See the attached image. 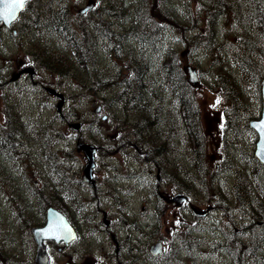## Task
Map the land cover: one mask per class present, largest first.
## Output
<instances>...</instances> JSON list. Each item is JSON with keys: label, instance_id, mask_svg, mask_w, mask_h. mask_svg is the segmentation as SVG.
<instances>
[{"label": "rangeland", "instance_id": "rangeland-1", "mask_svg": "<svg viewBox=\"0 0 264 264\" xmlns=\"http://www.w3.org/2000/svg\"><path fill=\"white\" fill-rule=\"evenodd\" d=\"M258 1L29 0L16 34L0 28V129L8 122L15 127L0 145L18 150L0 152V264H22L29 256L30 238L16 209L36 213L37 195L46 207L68 213L78 229L71 249L54 252L58 264H264V213L257 210L264 166L252 154L255 133L248 127L261 106L256 79L264 78V30L252 5ZM86 5L92 6L80 13ZM52 13L58 32L47 27ZM103 22L118 33L110 44ZM76 27L88 34L79 38ZM73 37L90 45L85 64ZM39 52L54 63L39 62ZM166 58L181 95L163 67ZM29 65L33 77L9 81ZM136 79L144 85L129 103L121 90ZM43 85L64 94L58 113L57 99ZM185 107L195 126L183 119ZM77 138L98 148L94 185L82 179L87 159L75 147ZM13 156L18 162L8 160ZM178 192L188 202L161 197ZM208 203L218 208L205 216L191 210ZM29 219L22 221L37 220ZM216 226L223 235L213 263L205 251ZM231 238L244 241L239 257L226 242ZM157 240L162 250L152 255ZM34 252L35 246L30 260Z\"/></svg>", "mask_w": 264, "mask_h": 264}, {"label": "water", "instance_id": "water-1", "mask_svg": "<svg viewBox=\"0 0 264 264\" xmlns=\"http://www.w3.org/2000/svg\"><path fill=\"white\" fill-rule=\"evenodd\" d=\"M2 7L3 6L0 5V8ZM87 8L88 7H85L81 11L84 12ZM20 10L21 9H18L16 11L15 17L17 16ZM12 20L14 19L4 20L0 18V21H2L6 26H8ZM22 72H28L29 74L32 75L34 73V69L31 66L24 67L22 68L20 72H18L13 77V79H16ZM188 72H189V81L192 84H196L197 83L196 72L191 67H188ZM49 91L56 93V95L60 97V101L56 105V108L59 111L62 105V102H63V95L57 93V89H49ZM261 98H262V107H261L260 117L250 120L249 126L252 129H254L255 132L257 133V141L255 143L254 155L260 162L264 163V127H262V125H264V80L262 81V84H261ZM78 126H79V123L73 124V127L76 129L78 128ZM77 148H82L88 159V162L84 167L83 178L85 180H89L92 183L91 170H92V166L94 163V147L90 144L78 142ZM184 198H185L184 195L177 194L171 200L182 201ZM68 229H69V226L66 222L65 217L61 213L57 212L55 209L49 208L48 213H47L46 225L41 228H34L32 231L34 238L37 242V248H36V254H35V259H36L37 264H48V256L44 250L42 239L43 238H54V239L65 238L67 240L72 236L71 230L68 231ZM66 232L68 233L67 237L64 236ZM160 249H161L160 243H156L155 245L151 247V252L156 254L158 251H160Z\"/></svg>", "mask_w": 264, "mask_h": 264}, {"label": "flooded vegetation", "instance_id": "flooded-vegetation-1", "mask_svg": "<svg viewBox=\"0 0 264 264\" xmlns=\"http://www.w3.org/2000/svg\"><path fill=\"white\" fill-rule=\"evenodd\" d=\"M27 8V2H26V5H25V9ZM25 9L17 16V18L12 22V24L9 26V27H5L3 26V24L0 22V28H7V30L9 31H12V34H16L17 31L14 27V25H16L18 23V21L20 20V17L23 15ZM43 87H45L43 85ZM53 87V86H52ZM46 88V87H45ZM18 158V156H15ZM15 157H11V159H8L10 162H18V160H15ZM15 165V163H13ZM16 166V165H15ZM16 169L19 171V167L17 166ZM263 193H262V199L259 200V208L257 209L258 211H263L264 213V189L262 190ZM216 195V194H214ZM42 197L41 195H37V205H38V208H36V213H29L31 211H28V212H21L18 208L16 209V216L17 218L19 219L17 223H19L18 225L20 226V230L21 231H25L27 232V234L29 235V238H30V243H31V248L28 252V255L31 256L32 255V251L34 249V246L36 247V244H35V240H34V237L31 233V228L32 227H41L43 226L45 223H46V216H47V208L46 207L48 205V201L45 200L43 201L42 200ZM55 202V201H54ZM46 204V205H44ZM57 209H59L60 211L63 212V214L66 216L69 224L74 228L75 230V238L71 241H66V240H61L59 242L55 241L54 239H43V245L48 253V257H49V264H58V261H57V258L54 256V252L55 251H62V250H67V249H71V246L72 244L77 241L78 239V229L75 227V225L73 224L72 222V219L71 217L68 215V213H65L59 206H55ZM205 208H208V212H213V210H215L216 208H218V205L216 203H208L207 206ZM253 212L255 213L254 209H252ZM28 217V219H25V217ZM35 216L37 218V220L35 222H27V223H24L22 220H30L29 218L32 219V217ZM105 225L108 226L109 224V221L105 219ZM252 224V221H249V222H246V223H243V226L244 227H248ZM217 233V238L219 240V237L220 235H223L222 232H218L216 231ZM249 239H252L253 238V235L252 234H247ZM111 237L114 238V234L111 233ZM117 242V241H116ZM200 242V240L197 241L196 244H198ZM226 242L231 246L233 247V250H235V255L236 257H239L240 256V252L244 246V241L242 240H239L238 243L236 242H233V238H231L230 240L226 239ZM208 246L207 248L209 249V252L207 253L205 251V254H209V258H210V261H211V258H212V247H211V237L208 241ZM117 245V248H116V251L118 250V243H116ZM190 245H191V242H190ZM238 245H240V248L238 249ZM221 247V241L219 240V245L217 247V250H218V253H219V248ZM27 256V258L25 260H22V264H36L35 263V259H34V254H33V259L30 260V257ZM217 260V258H216ZM60 261H63V263L65 264H72L70 263L69 261H66V260H60L59 259V262ZM216 263V261L214 262Z\"/></svg>", "mask_w": 264, "mask_h": 264}, {"label": "trees", "instance_id": "trees-1", "mask_svg": "<svg viewBox=\"0 0 264 264\" xmlns=\"http://www.w3.org/2000/svg\"><path fill=\"white\" fill-rule=\"evenodd\" d=\"M252 5H254L255 7L258 8L257 9V12L255 14H256L257 19L261 22L260 26L264 30V3L262 2V0H259L258 2L252 3ZM57 20H58V17L56 16L55 17V21H57ZM99 26H102L103 34H105L107 36L108 35H114V36L118 35L117 32H112L111 31L112 29L109 28V24L108 23L103 22L102 24H99ZM96 27H97V25L94 24L92 26L93 30ZM61 28H62V26L59 27V29H61ZM75 29L78 30V36H79V38L81 36H83L84 33L88 34V30L85 27H76ZM70 36H72V35H70ZM72 39L74 41H76V43L74 45H75V48L77 49V59L81 62V59L83 58L82 55L84 53L83 50H82V48H81V44H80V42H82V41L80 39H79L80 41L79 40L77 41L76 37H73ZM163 63H164L163 67H164V69L166 71V74H167V69L171 70V73H172V69H173L172 58H166ZM260 68H259L257 74L259 73ZM263 68H264V62H263ZM137 70L138 69L135 68V71H137ZM130 78H132L133 80H135V74L132 77L130 76ZM124 80L125 79H123V81H121V83H123ZM260 80H261V77L257 76L255 86H257L258 95H260L259 94ZM111 81H112L111 83H115V82H118L119 83V80L116 81L115 79H113ZM111 83H109L107 85H112ZM140 84H141L140 81H138L136 79V81H134L131 86H125V85H123V88H122L121 92L127 91V94H125L124 96H121V98L126 99V101H128L129 103H132V101L137 102L138 101V94H139V89H140L139 88V85ZM171 85L174 88H177L178 89L177 92H179L180 95L182 94V92H185L184 89L182 88V83L179 80V76H177V78L175 79V76H174L173 73H172V83H171ZM259 99H260V97H259ZM179 101L182 104L183 99L180 98ZM185 110H186V113L184 114L183 119L185 118L186 123L189 122V124H190V122H193V124L195 126L196 122H195V120L193 118V114H191L192 113L191 108H190V112L188 111V109L186 107H185ZM191 115H192V118H191ZM189 131H190V128H189ZM192 141L194 142V140H192ZM198 155L200 156V154H198Z\"/></svg>", "mask_w": 264, "mask_h": 264}, {"label": "bare ground", "instance_id": "bare-ground-1", "mask_svg": "<svg viewBox=\"0 0 264 264\" xmlns=\"http://www.w3.org/2000/svg\"><path fill=\"white\" fill-rule=\"evenodd\" d=\"M34 16L36 17V19L37 18H41L38 14H34ZM32 17V16H31ZM55 17H56V15L54 14V13H52L51 15H50V19H49V21L47 22V27H48V29L49 30H52V31H57L58 32V27L56 26V24L54 23L55 22ZM35 19V20H36ZM26 26H29L28 24L26 25ZM34 27H38V29L40 28V24L39 23H37ZM33 31H35V28H32V32ZM113 38H115V36L114 35H108V37H107V39H106V41H107V44H110L112 41H111V39H113ZM80 41V40H79ZM80 44H81V48H82V50H83V58L81 59V63H83V64H85V62H86V60L88 59V49H89V47H90V45H87L85 42H80ZM37 59L39 60V62H41V63H45V62H48V61H50V62H52V63H54V61L51 59V58H49V54H45L44 52H39L38 53V55H37ZM80 62V61H79ZM144 63H146L145 61H144ZM61 66V73H62V75H64V76H69L70 74H71V70H69V67L68 66H66L65 64H61L60 65ZM143 85L144 84H140L139 85V88L140 89H142L143 88ZM104 86H107V85H104ZM14 131H15V127H14V125H11L9 122H8V124H7V128H6V130L4 131V133L3 132H1V129H0V140L2 139V138H4V137H6L8 140H10L12 137H13V134H14ZM18 143L16 142V145H17ZM15 145V144H14ZM13 145V146H14ZM10 145L7 143V142H3V141H1V145H0V152H2V151H5L6 153H8V154H16L17 153V147H14V148H8ZM211 235H212V237H211V247H212V258H211V261L214 263L215 261H216V256H217V254H218V250H217V247H218V245H219V240H218V238H217V233H216V228H214L213 230H212V232H211Z\"/></svg>", "mask_w": 264, "mask_h": 264}, {"label": "snow or ice", "instance_id": "snow-or-ice-1", "mask_svg": "<svg viewBox=\"0 0 264 264\" xmlns=\"http://www.w3.org/2000/svg\"><path fill=\"white\" fill-rule=\"evenodd\" d=\"M26 0H0V18L4 20L15 19V14L18 9H22ZM264 127V125H262Z\"/></svg>", "mask_w": 264, "mask_h": 264}]
</instances>
